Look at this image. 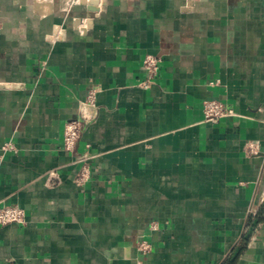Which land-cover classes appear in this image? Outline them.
Wrapping results in <instances>:
<instances>
[{"label":"crops","instance_id":"crops-1","mask_svg":"<svg viewBox=\"0 0 264 264\" xmlns=\"http://www.w3.org/2000/svg\"><path fill=\"white\" fill-rule=\"evenodd\" d=\"M98 1L86 29L81 0H0V202L26 213L0 264H264V0ZM206 100L235 116L205 122Z\"/></svg>","mask_w":264,"mask_h":264},{"label":"built area","instance_id":"built-area-1","mask_svg":"<svg viewBox=\"0 0 264 264\" xmlns=\"http://www.w3.org/2000/svg\"><path fill=\"white\" fill-rule=\"evenodd\" d=\"M161 59L157 55L147 54L143 61L141 69L144 73V78L139 82L138 86L143 90H149L153 82L158 78ZM98 90L92 89L88 92L84 101L80 103L78 117L66 123L64 128L63 149L66 152H73L76 149L78 141L81 137L83 123L90 121L91 110L96 108ZM235 112L229 109L225 104L218 100H206L203 103V117L207 123L218 124L222 119L234 117ZM246 150L249 154H256L258 151V143L248 142ZM3 153L14 152L15 147L12 143H7L2 147ZM91 157L84 155L77 160L79 172L75 178L78 186L86 185L92 178V166L90 164ZM50 182L58 180V175L55 171L48 173ZM53 183V182H52ZM26 223L25 210L16 205H7L0 202V227L17 224L24 225ZM157 222L151 224L152 230H158ZM138 250L142 254H148L153 250L152 245L142 240L138 244Z\"/></svg>","mask_w":264,"mask_h":264},{"label":"water","instance_id":"water-1","mask_svg":"<svg viewBox=\"0 0 264 264\" xmlns=\"http://www.w3.org/2000/svg\"><path fill=\"white\" fill-rule=\"evenodd\" d=\"M98 0H81V3L87 6L88 10V19L89 21L87 22L86 29L89 28L90 26V21L94 19L97 15L98 9L96 5L98 4Z\"/></svg>","mask_w":264,"mask_h":264},{"label":"bare ground","instance_id":"bare-ground-1","mask_svg":"<svg viewBox=\"0 0 264 264\" xmlns=\"http://www.w3.org/2000/svg\"><path fill=\"white\" fill-rule=\"evenodd\" d=\"M39 2H40V0H39ZM45 2V1H44ZM46 3V2H45Z\"/></svg>","mask_w":264,"mask_h":264},{"label":"trees","instance_id":"trees-1","mask_svg":"<svg viewBox=\"0 0 264 264\" xmlns=\"http://www.w3.org/2000/svg\"><path fill=\"white\" fill-rule=\"evenodd\" d=\"M247 241H245V243H246Z\"/></svg>","mask_w":264,"mask_h":264}]
</instances>
